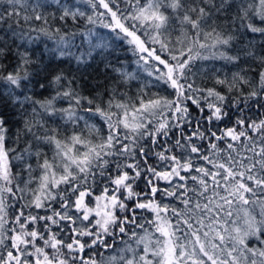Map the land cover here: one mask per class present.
<instances>
[{"label": "snow or ice", "instance_id": "6c2138e0", "mask_svg": "<svg viewBox=\"0 0 264 264\" xmlns=\"http://www.w3.org/2000/svg\"><path fill=\"white\" fill-rule=\"evenodd\" d=\"M86 2L0 0V264H264V0Z\"/></svg>", "mask_w": 264, "mask_h": 264}, {"label": "trees", "instance_id": "16d2710c", "mask_svg": "<svg viewBox=\"0 0 264 264\" xmlns=\"http://www.w3.org/2000/svg\"><path fill=\"white\" fill-rule=\"evenodd\" d=\"M72 2L76 3V6L80 8V10L95 16V13L93 12L92 8L88 5L86 0H79L78 3L76 2V0H72ZM119 3L122 11L125 12L131 11L130 6L125 3V0H119ZM21 11H23V9H21ZM98 11L103 12L104 9L99 8ZM99 19H102L104 20L105 23H107L110 20V17H100ZM52 23L59 25L58 21ZM128 23H131V21H128ZM77 28L79 29V31L77 32V35L74 38V43L77 47H74L72 49L73 52L77 54H79L80 52L86 53L90 47L88 43L89 40H92L93 43L103 42L107 45V47H105L104 49H96L94 51L95 59L91 68L88 69L87 79L84 81L86 85L85 87L86 92L92 91L95 89V87L98 86L97 84L98 79L107 82V80L103 76V65L104 63L107 62H111L115 67L124 68L127 71L135 72L139 76L138 80H133L129 85V95L134 96L139 87L143 86L144 84L152 80V77L147 76V73L143 71V68L138 69L137 64L135 63L137 56L133 55L131 51V46L128 45L125 41L117 39L116 33L112 32L108 28L103 27V25L100 24L99 22L95 25H85L83 21H81L80 25L69 24V26L65 28L64 31L67 32L76 31ZM88 28L92 29L93 35L89 36L87 34ZM121 35L123 34L121 33ZM48 43L49 45H51L52 41H48ZM140 63L143 64V61H141ZM197 63L199 64L200 62ZM203 63L207 64L209 62H203ZM219 63L220 62H217V65ZM73 67H75V65H73ZM144 67H148V66L144 65ZM114 75H115L114 73L109 71V77ZM195 79L198 85L208 86V87L212 86L211 81H207V80L202 81L199 75H197ZM148 91L155 92L157 91V89L150 87ZM97 183L100 185V187H102L103 186L102 178L98 177ZM100 187L96 188L97 193H99ZM175 206L178 208L183 207L178 203H175ZM124 239L127 240L128 238L124 237ZM117 243L119 244V241ZM129 243L132 242L129 241ZM120 246L123 247V245Z\"/></svg>", "mask_w": 264, "mask_h": 264}]
</instances>
